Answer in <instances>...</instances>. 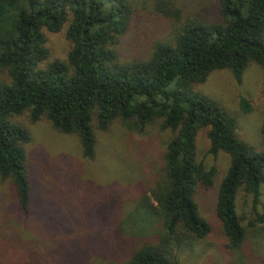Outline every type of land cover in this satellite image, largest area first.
<instances>
[{"label": "trees", "instance_id": "16d2710c", "mask_svg": "<svg viewBox=\"0 0 264 264\" xmlns=\"http://www.w3.org/2000/svg\"><path fill=\"white\" fill-rule=\"evenodd\" d=\"M164 6L159 2L156 7L174 14ZM137 12L134 0H0V69L8 77L0 82V176L11 180L19 209L30 214L24 150L29 135L12 120L26 112L32 123L45 118L56 131L76 135L89 160L96 154L93 121L101 131L115 120L140 130L157 124L172 137L160 176L140 191L136 206L158 218L160 235L142 241L125 262L111 264H178L175 245L205 240L211 233L194 199L210 191L215 174L214 167L206 169L195 158L196 134L207 128L209 155L216 158L222 151L229 156L213 213L226 248L237 252L245 241L236 212L240 190L251 197L254 217L247 227L264 225V204L257 211L264 150L240 140L236 119L194 87L217 70H229L240 84L250 63L260 66L264 76V0H220V21L196 17L175 32L172 43H154L148 58L121 60L119 40L137 21ZM66 23L72 44L66 60L41 67L49 57L43 30L56 33ZM240 109L253 110L245 99ZM260 131L264 138V118Z\"/></svg>", "mask_w": 264, "mask_h": 264}, {"label": "rangeland", "instance_id": "374dc122", "mask_svg": "<svg viewBox=\"0 0 264 264\" xmlns=\"http://www.w3.org/2000/svg\"><path fill=\"white\" fill-rule=\"evenodd\" d=\"M219 1L134 0L138 19L119 40L120 59L148 58L154 43H172L175 32L196 17L220 21ZM159 2L174 14L165 15L163 9L156 7ZM67 27L68 23L56 33L43 30L49 57L41 67L54 60H66L72 48L65 35ZM7 81V72L0 69V82ZM194 89L236 119L240 140L256 151L264 150L260 131L264 118V76L260 66L250 63L240 84L229 70H217ZM241 99L251 104L250 113L241 111ZM12 120L29 135L24 150L32 211L28 215L22 213L11 180L0 176V264L125 262L142 241L160 235L158 218L143 214L136 201L140 191L160 176L164 151L172 137L170 131L160 132L157 124L140 130L121 120L101 131L93 121L96 154L89 160L83 158L76 135L56 131L47 119L32 123L26 112ZM206 133L207 128H202L196 134L195 158L206 169L214 167L215 174L210 191L194 199L199 215L211 226L210 237L183 241L173 247L172 253L178 264H264V225L247 227L254 216L251 197L242 190L236 197V212L241 216L245 241L237 252L225 246L226 238L213 210L229 168V156L222 151L216 158L209 155ZM260 191L258 212L264 204L263 185Z\"/></svg>", "mask_w": 264, "mask_h": 264}]
</instances>
